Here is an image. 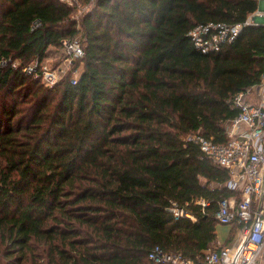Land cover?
<instances>
[{"label":"trees","instance_id":"obj_1","mask_svg":"<svg viewBox=\"0 0 264 264\" xmlns=\"http://www.w3.org/2000/svg\"><path fill=\"white\" fill-rule=\"evenodd\" d=\"M258 7L0 0V264H166L149 259L155 244L194 259L216 246L228 174L187 137L226 140L237 113L228 99L264 71V22L208 53L189 31L243 22ZM77 35V83L49 87L22 70ZM173 202L195 220L177 218Z\"/></svg>","mask_w":264,"mask_h":264},{"label":"built area","instance_id":"obj_2","mask_svg":"<svg viewBox=\"0 0 264 264\" xmlns=\"http://www.w3.org/2000/svg\"><path fill=\"white\" fill-rule=\"evenodd\" d=\"M73 4L77 0H61ZM93 1L82 6L90 10ZM261 8V9H260ZM254 16L264 17V0ZM252 15L243 22L229 24L208 22L194 26L189 35L195 46L204 53L217 51L223 44L234 40L249 24H260ZM41 22L37 19L31 29ZM85 49L78 36L62 40L61 62L53 66L41 63L39 58L24 64L22 70L35 78H40L49 87L55 86L63 78L77 83L80 61ZM6 60H2L5 65ZM18 61L12 65L17 67ZM253 97V98H252ZM237 113L224 122L227 138L215 140L200 130L188 135V139L198 143L211 161L227 171L226 187L231 195L219 200L215 218L218 223L232 224L237 231L231 242L210 247L203 256L194 259L181 252L171 251L155 244L148 253L149 259L166 264H264V71L259 82L228 99ZM206 205L205 201H199ZM170 210L178 218L182 215L195 217L176 202Z\"/></svg>","mask_w":264,"mask_h":264},{"label":"rangeland","instance_id":"obj_3","mask_svg":"<svg viewBox=\"0 0 264 264\" xmlns=\"http://www.w3.org/2000/svg\"><path fill=\"white\" fill-rule=\"evenodd\" d=\"M260 4H261V2H259V7H260ZM259 7H258V9H259ZM261 9V8H260ZM86 11V9L84 10L83 8H82V6H79L78 8H76L75 9V11H74V13H73V17H75V18H77L78 20H79V18L82 16V14L84 13ZM250 15H252V17L255 19V20H259V21H263L264 22V17L263 18H261V17H258V16H254L255 14L254 13H252V14H250ZM79 38H80V40L82 39L81 38V35H77ZM49 55L50 56H48L47 57V62L46 63H49V64H51L52 62H53V64L55 63V61H56V58H58L59 56H60V58L59 59H61L62 58V54H61V52L59 51H55V50H53V51H51L50 53H49ZM57 55H59L58 57H57ZM80 62L81 61H77L76 62V65H79L80 64ZM226 225H229V224H222V223H218V225H217V232L218 233H221V235H224L225 233H226V231H228V228H227V226ZM225 237H226V235H225Z\"/></svg>","mask_w":264,"mask_h":264},{"label":"crops","instance_id":"obj_4","mask_svg":"<svg viewBox=\"0 0 264 264\" xmlns=\"http://www.w3.org/2000/svg\"><path fill=\"white\" fill-rule=\"evenodd\" d=\"M259 2H261V0H259ZM226 226L228 228V231H226V233L224 235H221V233H218L217 228H216V234H217L216 245H220V244H224V243L232 241L233 236L237 231V227L235 225H232V224H229ZM225 235H226V237H225Z\"/></svg>","mask_w":264,"mask_h":264}]
</instances>
